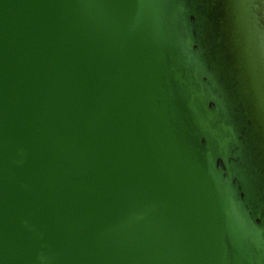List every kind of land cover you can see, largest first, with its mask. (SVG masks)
<instances>
[{"label":"water","instance_id":"obj_1","mask_svg":"<svg viewBox=\"0 0 264 264\" xmlns=\"http://www.w3.org/2000/svg\"><path fill=\"white\" fill-rule=\"evenodd\" d=\"M259 0H0V264H264Z\"/></svg>","mask_w":264,"mask_h":264},{"label":"clouds","instance_id":"obj_2","mask_svg":"<svg viewBox=\"0 0 264 264\" xmlns=\"http://www.w3.org/2000/svg\"><path fill=\"white\" fill-rule=\"evenodd\" d=\"M250 7L254 10V16L259 22L261 18H264V0H259L258 3L253 2Z\"/></svg>","mask_w":264,"mask_h":264}]
</instances>
